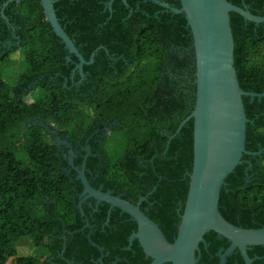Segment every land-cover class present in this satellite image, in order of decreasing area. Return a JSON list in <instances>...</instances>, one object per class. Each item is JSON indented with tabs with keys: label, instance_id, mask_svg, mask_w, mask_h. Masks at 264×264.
Masks as SVG:
<instances>
[{
	"label": "trees",
	"instance_id": "16d2710c",
	"mask_svg": "<svg viewBox=\"0 0 264 264\" xmlns=\"http://www.w3.org/2000/svg\"><path fill=\"white\" fill-rule=\"evenodd\" d=\"M108 1L54 4L60 25L84 59L95 52L93 62L83 65V78L79 71L70 78L78 60L70 55L66 61L69 54L45 20L40 0L10 2L4 8L8 23L0 14V64L19 52L26 66L11 87L0 70V264L58 263L59 227L74 230L72 224L80 222L81 183L64 147L57 148L41 122L62 139L82 143L96 128L102 135L105 120L115 121L110 136L89 140L88 181L97 187L95 178L105 189L123 192L133 204L146 197L140 208L168 241L180 221L175 208L184 207L188 191L192 119L175 131L195 102L192 34L183 14L151 1L113 0L110 7ZM162 1L180 7L179 0ZM229 1L264 16V0ZM230 26L239 84L263 93L264 23L231 12ZM37 88L42 96L28 102L25 97ZM243 103L248 153L227 175L218 206L233 225L257 229L264 228V97L243 96ZM84 107L92 112L83 113ZM37 119L41 122L26 128ZM259 150L262 156L256 155ZM82 159L79 154L74 164L80 167ZM252 211L260 215L256 222ZM81 235L73 240L79 242ZM27 237L44 259L17 255V243Z\"/></svg>",
	"mask_w": 264,
	"mask_h": 264
},
{
	"label": "water",
	"instance_id": "95a60500",
	"mask_svg": "<svg viewBox=\"0 0 264 264\" xmlns=\"http://www.w3.org/2000/svg\"><path fill=\"white\" fill-rule=\"evenodd\" d=\"M1 4L0 14L7 23L4 8L10 2ZM58 0H40L45 20L52 32L59 38L69 56L77 58L72 69V76L79 71L84 77L83 65L93 62L95 52L86 61L72 39L60 25L54 8ZM113 0L107 2L111 6ZM147 1V0H145ZM164 9L183 14L192 34L195 58V102L191 113L180 122L175 134L190 119L193 121V162L189 174V184L176 237L173 242L166 239L160 227L150 219L140 204H136L113 195V190L103 191L101 187L90 185L86 175V159L90 154L87 145L81 166L74 164L75 153L68 140L62 139L55 128L35 120L27 124L41 122L52 135L57 148L65 146L67 163L76 172L82 191L79 194L77 208L81 209L82 199L93 198L103 201L127 213L137 225V231L130 240L137 239L144 253L153 259L151 264H196L200 252L199 245H205L204 235L212 231L217 237L227 241L228 246L220 250V263L225 264L227 256L235 248L240 251L244 263L252 264L253 259L247 254L248 247L264 246V228L248 229L228 222L219 211L220 191L225 186V179L247 154L245 148L246 126L249 121L244 108L243 96L257 97L263 93L243 90L239 84L234 66V38L230 26V13L235 12L246 22L256 25L264 23V16L253 14L247 6H238L229 0H179L180 7L171 6L162 0H148ZM122 2L127 5L126 0ZM173 134L169 139L174 137ZM252 154V153H250ZM81 198V199H80Z\"/></svg>",
	"mask_w": 264,
	"mask_h": 264
},
{
	"label": "flooded vegetation",
	"instance_id": "af4514ba",
	"mask_svg": "<svg viewBox=\"0 0 264 264\" xmlns=\"http://www.w3.org/2000/svg\"><path fill=\"white\" fill-rule=\"evenodd\" d=\"M70 78H73L72 73ZM115 123V121L105 120L102 124V135L110 136ZM99 131L100 128H96L82 143L69 141L76 155L75 158L79 154L82 157L85 156L84 148L87 145L89 146V140L93 139L95 135L97 140L102 136ZM63 147V153L66 151L65 155L67 156L68 149L65 146H61V148ZM262 151L259 150L256 155L262 156ZM89 155H92L91 149ZM256 155L253 156L255 157ZM94 181L97 187L90 184L94 188L101 187L103 191L112 190L110 188L105 189L104 184L97 182L95 178ZM113 195L122 197L124 193L119 192L116 194L113 190ZM144 198L146 200V197ZM81 209L83 214L79 210L80 222L72 224L76 226L74 230L67 226H62L58 229L60 234L58 238L63 240V242L62 248L58 250L56 256L58 263L55 262L54 264H151L153 262V259L144 253L137 239L130 240L131 235L137 231V225L127 213L106 202L96 201L93 198L82 199ZM181 209L183 211V207L180 204L175 208L179 217L182 213L180 212ZM238 216L241 217V214ZM259 217L260 215L256 211L250 213V218L254 222ZM179 222L176 223L175 232L170 242H173L176 237ZM157 225L160 227L159 224ZM208 232L206 234H209V237H204L205 245H199L200 252L196 255L198 257L196 264H221L219 253L221 248L228 246V243L225 239L216 235L213 236ZM76 233L82 234L80 241L77 243L73 240V236ZM68 235L70 236L69 238ZM81 241H85L86 244L81 245ZM223 242L226 243V247L223 246ZM68 243L69 246L67 248ZM247 254L253 259L252 264H264V246L248 247ZM225 264H245L238 248H235L231 255L227 256Z\"/></svg>",
	"mask_w": 264,
	"mask_h": 264
},
{
	"label": "rangeland",
	"instance_id": "374dc122",
	"mask_svg": "<svg viewBox=\"0 0 264 264\" xmlns=\"http://www.w3.org/2000/svg\"><path fill=\"white\" fill-rule=\"evenodd\" d=\"M25 67V64L20 59L19 52H17L14 57H11V61H7L0 64L2 76L6 80L8 87H11L16 82L18 76L24 72ZM42 94V90L37 88L33 92L29 93L25 97V99L28 102H31L40 98ZM91 110V108L87 107L82 108V112L87 114L91 113ZM107 133L109 134L108 131ZM112 144L113 143H111V148L114 151L115 147ZM16 250L18 256H34L40 259H44L45 257V253H43L40 249L31 244L30 239L28 237L19 240L16 245Z\"/></svg>",
	"mask_w": 264,
	"mask_h": 264
}]
</instances>
